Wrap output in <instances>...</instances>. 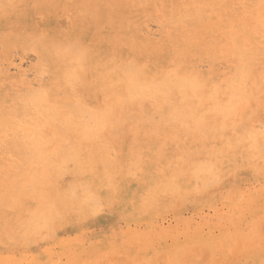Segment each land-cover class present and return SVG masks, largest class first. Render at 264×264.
Returning a JSON list of instances; mask_svg holds the SVG:
<instances>
[{
    "label": "bare ground",
    "instance_id": "obj_1",
    "mask_svg": "<svg viewBox=\"0 0 264 264\" xmlns=\"http://www.w3.org/2000/svg\"><path fill=\"white\" fill-rule=\"evenodd\" d=\"M0 3V24L15 15L20 21L17 33L0 25V264H41L23 258L25 250L18 259L17 247H36L47 254L45 264H101L82 261L75 238L60 232L93 217L104 198L118 200V189L133 215L145 216L172 200L189 201L240 167L263 168L264 129L246 121L254 114L247 109L257 107L253 89L264 90V0ZM59 10L75 21L72 28L57 27ZM39 15L46 21L42 28ZM216 52L227 67L204 70L200 62L213 61ZM31 53L34 62L26 65ZM146 128L152 131L139 140ZM207 128L212 138L230 135L215 144L216 157L209 156L213 149L207 153L210 146L195 150L192 141ZM169 140L177 147L172 153ZM151 223L147 232L127 230L137 252L117 257L118 264H223L190 253L207 249L213 256L216 245L232 252L239 239V233H226L213 241L196 228L182 244L177 231ZM242 235L248 248L250 239ZM165 236L171 246L164 247ZM258 261L264 264V257Z\"/></svg>",
    "mask_w": 264,
    "mask_h": 264
},
{
    "label": "rangeland",
    "instance_id": "obj_2",
    "mask_svg": "<svg viewBox=\"0 0 264 264\" xmlns=\"http://www.w3.org/2000/svg\"><path fill=\"white\" fill-rule=\"evenodd\" d=\"M0 2H1V0H0ZM1 5H0V8L2 7ZM132 15L134 17H132ZM55 16H56L57 27L59 25L63 29H70L73 26V22L75 23V21L72 22L71 20H69V18L67 16V12L64 10L57 11L55 13ZM130 17L135 18L136 17V11H132L130 14ZM13 18L15 20L10 22V24L8 23L9 21H6V22L1 23L0 25L4 26L5 28L9 27V29L11 31H15L14 33H17L18 28L20 26L19 25L20 21L18 20L16 15ZM38 19L37 20L39 23L38 24L39 28L44 27L45 23H46L44 18H42L39 15ZM77 22H79V20H77ZM154 23H155V25H154ZM152 24H153L152 28L154 30H157L158 27L156 25V22L154 21ZM12 29H14V30H12ZM210 38L212 39L211 36H210ZM156 39H160V35L156 36ZM1 51H2V48L0 46V53H1ZM13 54L19 55L20 52L19 53L14 52ZM220 55H221L220 53L216 52V54H215L216 59L214 58L215 62H213L214 60L210 61V62L203 61V62H200L199 65H203L204 70H210L213 67L216 68V66H218V64H219L218 67H221L223 69L224 67H227V64H226L227 62H226V58L223 55H221V57H222L221 58ZM33 62H34V55L32 53L29 55H26V59H25L26 65L32 64ZM223 65H225V66H223ZM258 90H260V91H258ZM255 91H257V92L255 93ZM261 91H262L261 89H255V90L253 89V92L255 94L252 92V94H251L252 99L251 98L250 99L252 100V102H254L255 99L257 98V95H258V100L256 99L258 102L255 101L257 107H254L255 104L252 103V106H250L247 109L250 112L251 110H249V109H251V107H253V108H255L256 111L252 108V113H254V114L251 115V117L249 115L250 118L246 121V123L248 122V125H247L248 127L261 128L260 131L262 132V129H264V127H263L264 124H262V123H264L263 122L264 121V119H263L264 118V90L262 91L263 93ZM250 92H251V90H250ZM253 94L254 95L257 94L256 97H253ZM253 98H254V101H253ZM258 105H260L259 108H258ZM215 120L216 119L210 120V123L220 124L219 121H217V120L215 121ZM260 120H262V121L260 122ZM227 121H226L227 125L233 126L232 121H230V120H227ZM204 126H207V124H205ZM204 128H206V127H204ZM208 128L206 130L207 132L204 131L202 133V131L201 132L199 131V134H197V136L193 137V140L191 138V140L195 141V142H193L195 144V150L198 148H200V150L202 148H204V149L208 148L209 149V146H210V149L208 150L207 153L215 150V154L209 153V156L210 157L211 156L216 157V150L218 147L215 148V146L216 145H218V146L222 145V143H224V140H222V139L228 138V136H230L229 132L232 136V133L233 132L235 133L236 128H235V131H233L234 127H232V132L230 130H227V131H229V132H226L228 134L223 133L224 135H228L225 138H223L224 136L222 133L221 134L215 133V135H213L214 137L212 138L211 136H212V134H214V132H211V134H210V131H209V133H208ZM218 128H219V126H218ZM200 130H203V127ZM246 130H248V129L245 128L244 131H246ZM150 131H152V130L149 128H146L145 131H142L141 133H139L137 135L138 136L137 138L139 140H142L143 137L147 134V132L149 133ZM241 132H242V129H241ZM241 132L239 133L237 131L236 135L241 134ZM201 133L203 135L204 134L206 135V136L204 135V137H203V135L201 136L202 142L200 141L201 137H200V139H198V135H201ZM206 133H208L211 136L209 137V135H207ZM216 135L217 136L219 135L218 138L216 137ZM221 136H223V137H221ZM205 137L207 140L205 139ZM170 142H172V141L169 140L168 144H170ZM173 144L166 146L167 149L169 147H171L168 149L170 153L176 151V149H177V147H175V145H173ZM211 144H214V147ZM211 149H213V150H211ZM184 154H186V153H184ZM183 156L185 159L186 156L185 155H183ZM237 171H239V172L236 174ZM237 171L226 173L224 175L223 182L217 183L215 185L213 184L212 186H210L208 188V190L201 192V194H199L200 196L196 195V196H198L199 199L196 196H192L193 198H190L189 201H184V203L182 202V204H181V201L172 200V201H175V203L174 202L171 203V205L169 206L170 209L165 208V209H163L164 211L161 210L160 212L158 211L154 214L153 213L149 214L146 212V213H144L145 216H143V214L139 215L138 213L137 214L135 213L133 215V212L131 211L130 204L128 202L129 198L126 197L123 199L122 197L125 196L124 195L125 193L122 192L121 189L120 190L118 189L117 192L120 195L119 196L120 198H118V200L116 199L115 201L113 200L112 201V203L114 202L113 205L111 202H109L107 200V199H109L108 197L104 198L103 201H101V202H105V203H103V205L101 203L102 207L99 206V212H97L93 217L89 218L87 221H85L83 224H81L79 226L68 227V229L65 228L64 230H62L60 232V235L64 238H69L71 240H73L75 238V243L73 240L72 244H73V247L76 249V251L78 253L81 252L80 254L83 255V256H81L82 261H87V262L93 261V262H98L101 264H118V261L114 260L117 257H120L122 254L125 255L128 253L130 255H133V254L136 255L135 253L137 252V249L135 248L137 246L135 244H134V246H132L133 245L132 243H131L132 245L130 243H127V241H128V240H126V239H128L127 230L130 228L131 230H133L135 232H138V231L147 232L148 230L152 229V223L151 222H153V221L154 222L157 221L159 224H161L165 228H169V229H173V230L177 231V233H178L177 238L179 239V241L181 240L183 242L182 244L186 243L185 234L186 233L190 234L191 231L193 232V230L196 228L202 229L201 231H202V233L203 232L205 233V237L210 238V239L212 238L213 241L214 240L221 241L223 238L226 237L225 236L226 233L227 234H234V233L238 234L239 233V239L237 240L238 242H237L236 246H239L243 250H240L239 247L236 248V246L234 245L233 249H234L235 255L232 253L233 249L231 252L229 250V248H222L221 245L220 246L216 245L214 247V252L212 253L213 256H211V253H209V250H207V249L206 250L205 249L196 250L190 254H196L197 253V254L202 255V258H203L202 261H206L209 259V261L216 260L215 262H218V263H222V261H223L224 262L223 264H240V262H241V264H246V263L247 264H256L257 263L258 264V262H259L258 260H260L262 258V256L264 257V251L262 252V250L264 249V246H263L264 245V166L262 169L259 168L257 170L252 169V168L247 167V166H243V167H240L239 169H237ZM226 176H227V178H226ZM120 199L123 201V204L119 203ZM241 199H242V201L239 202V200H241ZM176 201H177V204H176ZM108 203L110 204V206ZM248 203H250V204H248ZM243 204L245 205V208H244ZM166 210H167V212H166ZM131 215H133V216H131ZM124 216H125V218H124ZM132 217L133 218L135 217L136 219H133ZM137 218H139L140 220ZM137 222L139 224H136ZM145 225H147V226H145ZM253 230H257L258 232L251 235L250 233ZM204 233H203V235H204ZM240 234L241 235L246 234L247 240L250 239L249 240L250 243H248V246L250 244L253 245V243H255L256 245L255 244L253 246L250 245L249 246L250 248L249 247L247 248V243L243 244L245 238L241 239L243 237V235L241 236ZM256 235H257V237H256ZM165 237H167V236H165ZM76 238H79V240H77ZM171 240H172L171 237H167V239H163L162 242L165 243L164 247L165 246H171L172 242H173ZM239 240L240 241L242 240L241 246L239 244L240 243ZM251 240L253 243H251ZM86 242H87V244H86ZM245 242H248V241L245 240ZM260 242H261V244H257ZM52 243L55 244L54 242H51V244H49V247L54 249V250L56 249L55 253L61 252L60 251L61 249H58L59 248L58 245L53 246ZM126 243H127V245H126ZM79 245H81L80 246L81 248L79 247ZM245 245H246V249L244 248ZM158 246H159V244L156 243L155 247H158ZM261 246H263L261 248L262 253L259 252V250H257L258 247H261ZM32 249H34V251ZM235 249H238V251L237 250L235 251ZM1 251L4 255H6L8 253L7 250H4V249H2ZM12 251H15L17 258L19 256L20 259H23L26 257L31 259V257L32 258L36 257L41 264H45L46 260H48V258L46 256L47 254H42V253L38 252L36 247H28V249H27V247H24V248L23 247H17V248H13ZM128 251H130L131 253ZM197 251H199V252H197ZM229 251H230V253H229ZM249 251L250 252L252 251V252L250 253ZM22 252L24 253L23 258H22V256H23ZM246 252H247V254H246ZM256 252H258L259 254H257ZM227 254H228V257L226 256ZM256 254H257V257H255ZM84 255H86V256H84ZM56 256L57 255L55 254L54 259H57ZM192 256H195V255H192ZM40 257H42V258H40ZM86 258H88V259H86ZM25 261L26 260L24 259L23 263H25ZM63 261H66L65 256L63 257ZM42 262H44V263H42ZM234 262H236V263H234Z\"/></svg>",
    "mask_w": 264,
    "mask_h": 264
}]
</instances>
